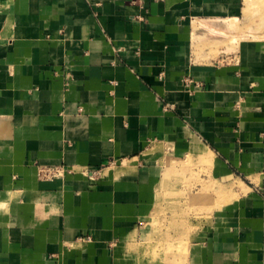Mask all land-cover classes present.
<instances>
[{
    "label": "crops",
    "instance_id": "obj_1",
    "mask_svg": "<svg viewBox=\"0 0 264 264\" xmlns=\"http://www.w3.org/2000/svg\"><path fill=\"white\" fill-rule=\"evenodd\" d=\"M246 1L0 0V264H134L191 173L250 190L185 264H264V39L224 37Z\"/></svg>",
    "mask_w": 264,
    "mask_h": 264
},
{
    "label": "rangeland",
    "instance_id": "obj_2",
    "mask_svg": "<svg viewBox=\"0 0 264 264\" xmlns=\"http://www.w3.org/2000/svg\"><path fill=\"white\" fill-rule=\"evenodd\" d=\"M245 17V30L240 37H224L233 43L238 38L264 39V0H256L252 10H245ZM233 25L235 30L239 22ZM189 177L180 180L182 190L175 196L177 199L155 213L147 241L133 249L134 264H185L190 243L211 225L215 211L250 190L249 183L241 180L226 187L215 181L201 180L198 173H191Z\"/></svg>",
    "mask_w": 264,
    "mask_h": 264
},
{
    "label": "built area",
    "instance_id": "obj_3",
    "mask_svg": "<svg viewBox=\"0 0 264 264\" xmlns=\"http://www.w3.org/2000/svg\"><path fill=\"white\" fill-rule=\"evenodd\" d=\"M64 170L62 168L54 167V168H45L41 169L40 177L46 179H57L63 178ZM87 241H90V238H86Z\"/></svg>",
    "mask_w": 264,
    "mask_h": 264
},
{
    "label": "bare ground",
    "instance_id": "obj_4",
    "mask_svg": "<svg viewBox=\"0 0 264 264\" xmlns=\"http://www.w3.org/2000/svg\"><path fill=\"white\" fill-rule=\"evenodd\" d=\"M246 5H247L248 7H250V8H252V7H254L255 2H254L253 0H247V1H246Z\"/></svg>",
    "mask_w": 264,
    "mask_h": 264
}]
</instances>
